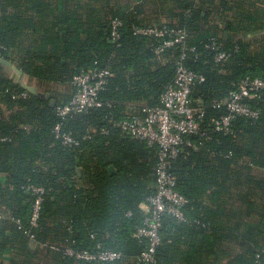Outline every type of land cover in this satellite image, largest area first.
Segmentation results:
<instances>
[{
	"label": "trees",
	"instance_id": "obj_1",
	"mask_svg": "<svg viewBox=\"0 0 264 264\" xmlns=\"http://www.w3.org/2000/svg\"><path fill=\"white\" fill-rule=\"evenodd\" d=\"M134 2L0 0V59L21 70L19 80L51 94L31 93L0 60V172L6 174L0 179V258L11 248L19 262L26 253L43 264H262L264 90L247 100L261 110L258 118L237 116L232 132L186 135L194 145L171 158L177 190L188 203L184 220L162 215L155 263L139 258L148 245L139 228L146 216L140 204L156 192L157 148L114 120L128 103H160L176 75L181 46L160 55L155 47L162 39L134 33L159 18L155 23L185 29L197 47L184 62L205 76L194 83L192 98L205 109L203 127L212 129L211 119L228 111L215 101L226 100L247 76L264 78V0ZM115 18L123 22L117 40L111 36ZM212 36L228 58L215 61L216 51L205 47ZM95 67L111 71L100 92L104 104L58 116L56 105L75 93L72 76ZM23 91L29 96L14 97ZM58 122L79 144L55 137ZM29 185L46 189L37 227L30 224L35 194ZM31 233L44 251L29 247ZM97 243L122 258L83 261L63 251Z\"/></svg>",
	"mask_w": 264,
	"mask_h": 264
},
{
	"label": "built area",
	"instance_id": "obj_2",
	"mask_svg": "<svg viewBox=\"0 0 264 264\" xmlns=\"http://www.w3.org/2000/svg\"><path fill=\"white\" fill-rule=\"evenodd\" d=\"M122 24L120 18L112 20L111 36L113 39H119ZM134 33L162 39L155 47L160 55L167 48L175 45H180L182 50V54L176 59V75L162 92L160 103L156 105L128 103L123 111V116L114 120L115 126L124 133L157 148L156 192L140 204L146 216L143 225L139 228V236L148 239V245L139 258L145 263H155L156 251L162 242L160 231L162 215L169 213L184 220L183 208L188 203V198L177 190V180L169 166L171 158L178 155L185 147L194 145L186 135L196 134L200 138H206L210 135V131L232 132L233 121L237 116L250 119L258 118L261 110L253 107L247 100L257 98L264 90V78L247 76L240 81L238 89L230 91L226 100L215 101L214 106L224 105L228 111L220 117L212 118V129L208 130L203 127L205 109L194 104L192 98L194 83L203 82L205 76L191 69L184 62L188 51L196 52L197 50L195 45H190L188 32L185 29L152 22L149 25L136 26ZM205 47L216 51L215 61L220 62L230 56L228 51L222 49V44L216 36L209 37ZM110 73L109 67L81 69L76 72L72 76L75 93L67 101L61 100L56 105L57 115L64 118L71 113L84 112L102 106L104 102L100 98V92L105 89ZM28 96L27 91L14 94V97L26 98ZM62 126L61 122L55 125L53 130L55 137L61 139L67 146L79 144V140L70 132L63 131ZM103 132H107V129H104ZM27 189L35 194L30 224L37 227L46 189L36 185H29ZM1 217L3 215L0 214V219ZM30 237L35 239V235L32 233ZM50 247L60 248L55 244ZM63 251L66 255L83 261L108 262L122 258L121 252L104 248L101 243H97L94 249H79L69 245Z\"/></svg>",
	"mask_w": 264,
	"mask_h": 264
},
{
	"label": "crops",
	"instance_id": "obj_3",
	"mask_svg": "<svg viewBox=\"0 0 264 264\" xmlns=\"http://www.w3.org/2000/svg\"><path fill=\"white\" fill-rule=\"evenodd\" d=\"M135 2H142L143 0H134ZM134 2V3H135ZM159 18L153 20L152 22H155V21H158ZM16 77V80L19 81L20 79V76L16 73L15 75ZM6 176L5 173L3 172H0V179H4ZM28 245L31 249H34V250H39V251H44V248H45V244H43L42 242H38L36 241L35 239H32L30 237V241H28ZM21 258L24 260L22 261H18L15 259V253L13 252V249L11 248H8L7 250H5L2 254H1V264H43V262H41V258L39 256H32V257H29L27 256V254L25 253L24 256H21ZM19 259V258H17Z\"/></svg>",
	"mask_w": 264,
	"mask_h": 264
},
{
	"label": "water",
	"instance_id": "obj_4",
	"mask_svg": "<svg viewBox=\"0 0 264 264\" xmlns=\"http://www.w3.org/2000/svg\"><path fill=\"white\" fill-rule=\"evenodd\" d=\"M0 60L3 61L4 63H6L7 65L11 66L16 71V73L19 76L21 75V73H22L21 70L18 69V67H16L13 63H11L10 61L5 60L3 58H1ZM19 82L23 85L24 88H26L28 91H30L33 94H37V95H40V96H45L46 98H50L51 97L50 92L41 91L37 86L29 84V83H26V82H23L22 80H19ZM51 104L55 105L56 104V99L51 98ZM109 168L111 170H114L113 166H110ZM79 171H80V169H79Z\"/></svg>",
	"mask_w": 264,
	"mask_h": 264
}]
</instances>
